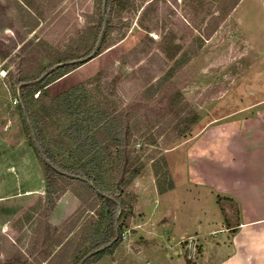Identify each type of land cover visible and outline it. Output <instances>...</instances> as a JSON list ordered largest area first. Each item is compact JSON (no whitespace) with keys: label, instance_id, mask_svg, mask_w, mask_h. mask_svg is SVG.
Returning <instances> with one entry per match:
<instances>
[{"label":"rangeland","instance_id":"1","mask_svg":"<svg viewBox=\"0 0 264 264\" xmlns=\"http://www.w3.org/2000/svg\"><path fill=\"white\" fill-rule=\"evenodd\" d=\"M146 5L141 0H111L112 22L107 21L104 34L108 27L112 30L105 43L103 35L96 57L86 59L95 51L104 31L102 17H108L104 0H0V185H5L0 188V197L6 198L0 209L5 203H13V196L26 192L33 203L24 215L16 211L4 218L11 227L0 238V264H38V259L51 252L46 246H51L59 235L50 227L61 230L77 214L89 227L97 217L88 211L95 203L92 198L81 204L75 196V191L85 195L77 181L70 182L60 199L52 196L55 206L47 215L44 173L18 112L20 81L38 80L56 65L77 60L83 62L43 83L48 84L51 97L80 87L82 101L93 115L125 118L120 129L123 133L138 120V134L126 147L113 148L108 160L100 159L96 178L105 177L111 188L120 192L129 159L133 167L143 166L125 190L124 196L131 193L135 199L122 241L90 264H195L199 259L198 233L188 228L194 227L203 212L214 209L216 203L208 188L188 183L186 155L190 147L198 151L199 135L212 122L243 120L264 110V0H242L200 49L199 39L206 24L203 17L214 11L216 0H164L145 12ZM153 14L154 20L150 18ZM142 23L157 29L149 36L151 49L159 57L146 64L147 70H158L162 59L167 60L177 48L181 49L178 56L183 52L189 55V61L162 94L152 100L142 95L140 72L134 75L133 69L119 62L146 37ZM110 43L116 44L107 48ZM112 64L115 68L105 70ZM170 93L172 97L180 94L181 105L187 104L197 113L196 123L176 127L181 117H173L167 102ZM68 122L65 113L59 120H45L43 127L45 142L64 150L65 160L70 154L65 136ZM183 128L186 132L179 136ZM55 131L65 135L59 138ZM162 157L177 183L176 189L165 194L158 193L153 169ZM23 200H16V205ZM73 201L77 204L75 212L66 218V206ZM222 206L227 212L225 219L233 222V205L222 201ZM55 207L56 213H52ZM191 238L198 243L195 259L188 258ZM52 249L54 254L58 251ZM69 260L66 264L74 263V257Z\"/></svg>","mask_w":264,"mask_h":264},{"label":"trees","instance_id":"2","mask_svg":"<svg viewBox=\"0 0 264 264\" xmlns=\"http://www.w3.org/2000/svg\"><path fill=\"white\" fill-rule=\"evenodd\" d=\"M141 1L147 3L144 10L147 12L154 7L156 8L157 4L164 0ZM241 1L216 0L214 11L209 12L203 17L206 19V24L203 28V34L199 39V49L202 47V43L206 39L211 38L216 30L229 18ZM110 5L111 0H108L107 21L109 24L112 22ZM141 14L143 15L144 13ZM155 17V14L150 16L152 20ZM105 19L106 16H103L102 21L104 23ZM141 28L147 32L146 37L134 49L123 55L119 59V62L133 69L134 75L140 72L142 95L144 94L147 100H152L162 94L168 82L189 61V55L183 52L184 54L182 53L178 56L181 49L177 48L174 53L169 55L167 60L162 59L163 65L158 70H147L146 64H150L159 55H156L150 46L152 39L149 34L155 29L150 26V23H142ZM111 30V27H108V30L104 34V43L106 42L107 34ZM114 44L116 43L108 44L107 48H110ZM146 58L147 60L142 63ZM171 61L172 65H169ZM77 66L66 65L60 67L51 72L41 82H36L37 80L19 82L18 112L29 133L32 147L40 160L44 173L47 192V215L51 213L55 206L52 202V196L55 195L57 199H60L66 192L70 182L77 181L83 186L85 195L75 191V196L81 204H85L87 199L92 198L95 203L89 207L88 211L95 212L97 216L96 219H92L89 227H86L81 222L82 215L79 214L71 217L61 230L56 227H50L52 233L55 232L59 235L51 246H46V248H51V252L47 256H44L38 264H43L44 262H47V264H66L70 261V256L74 257L73 264H80L87 255L105 247L114 240L117 232L118 240L111 247L89 257L83 264H90L96 259L101 258V256L110 253L122 241L123 228L126 226V220L130 215L129 212L134 206L135 196L131 193H127L124 196L126 187L139 176L143 168L142 165L136 168L133 167L129 159L120 192L113 190L108 179L105 177L96 178L100 159L108 160L107 157L111 158V150L113 148L118 146L126 147L130 143V140L138 134V120L133 121L130 127L126 128L128 132L123 133L120 129L124 126L125 118L122 115H113L110 118L107 116L100 117L98 114L93 115V112L86 109V103L82 101L80 87L67 91L61 96L51 97L46 89L48 84L43 85V83L56 73L70 68L74 69ZM111 68H115V64H112L111 67L105 70ZM105 70L100 73V76L105 73ZM36 93H39V95L35 99ZM171 95L172 93L167 96V102L170 109L174 111L173 117H181L176 127L182 124L193 125L196 123L199 116L187 104L181 105V95L177 94L174 97ZM65 113L69 118L67 135L55 132L58 133L57 136L59 138L62 135H65L66 139L68 138L66 149L70 154L69 156L67 155L66 160L63 158L65 155H62L64 150H59L54 145L52 146L51 143L47 144L45 142V131L43 129L45 120H59ZM31 129L35 132L34 136ZM185 132L186 128L180 129L179 136H184ZM74 143L76 146L72 147ZM153 169L157 177L156 186L159 194H165L175 189V183L172 174L168 171L165 157L154 163ZM218 203L223 207L222 198L218 197ZM42 234L40 233V236ZM53 247L58 249L55 254L53 252L54 249H52Z\"/></svg>","mask_w":264,"mask_h":264},{"label":"crops","instance_id":"3","mask_svg":"<svg viewBox=\"0 0 264 264\" xmlns=\"http://www.w3.org/2000/svg\"><path fill=\"white\" fill-rule=\"evenodd\" d=\"M198 142V151L190 147L186 155V178L191 185L208 188L216 207L204 211L194 227L188 228L198 233L201 248L195 264H264V110L243 120H216L201 131ZM26 193L13 196L14 202L0 209V238L11 227L4 222L6 216L16 211L22 216L33 206ZM218 197L235 208L233 222L225 219L227 212ZM23 198L16 205L15 201ZM5 199L0 197V206ZM76 205L73 201L66 206V218L72 216Z\"/></svg>","mask_w":264,"mask_h":264},{"label":"water","instance_id":"4","mask_svg":"<svg viewBox=\"0 0 264 264\" xmlns=\"http://www.w3.org/2000/svg\"><path fill=\"white\" fill-rule=\"evenodd\" d=\"M107 1H108V0H104V13H105L106 8H107ZM106 27H107V19H105L104 31H103V33H102L100 39H99V42H98V44H97V46H96L95 51H94V52H93L88 58H86V59H93L94 57H96L97 51H98V49L100 48V46H101V44H102L103 35H104V32H105ZM86 59H84V60H86ZM81 62H83V60L71 61V62H67V63H60V64L56 65L54 68H52L49 72L45 73V74H44L41 78H39L36 82H41V81L44 80V79H45V78H46L51 72H53L54 70H56V69H58V68H60V67H63V66H66V65H74V64H76V63H81ZM31 131H32V135L34 136V135H35L34 130L31 129ZM117 240H118V233L116 232V236H115L114 240H112V241H111L108 245H106L105 247H102V248H100V249H98V250H96V251L90 253L89 255H87V256L81 261L80 264H83V263H84L89 257L93 256L94 254L99 253V252H101V251H103V250H105V249L111 247V246H112Z\"/></svg>","mask_w":264,"mask_h":264},{"label":"built area","instance_id":"5","mask_svg":"<svg viewBox=\"0 0 264 264\" xmlns=\"http://www.w3.org/2000/svg\"><path fill=\"white\" fill-rule=\"evenodd\" d=\"M198 246L197 241L194 238H191L188 241V249H189V259H195V254H196V248Z\"/></svg>","mask_w":264,"mask_h":264}]
</instances>
